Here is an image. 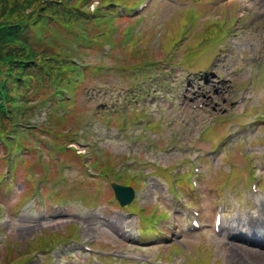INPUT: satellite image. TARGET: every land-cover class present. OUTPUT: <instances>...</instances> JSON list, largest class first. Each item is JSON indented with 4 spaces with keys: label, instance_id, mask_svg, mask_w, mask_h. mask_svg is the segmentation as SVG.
<instances>
[{
    "label": "rangeland",
    "instance_id": "rangeland-1",
    "mask_svg": "<svg viewBox=\"0 0 264 264\" xmlns=\"http://www.w3.org/2000/svg\"><path fill=\"white\" fill-rule=\"evenodd\" d=\"M178 1L179 0H153L152 3H154V6H159L154 7L155 10L152 11V25L155 23H160L161 30H164L165 32V28H168L167 23L170 22V20L168 21L166 18L168 10L170 9V5L173 3L178 4ZM207 4H212V1H207ZM243 8H245V15L243 18L244 23L247 25L246 31L243 35H241V37H238L237 35L232 37L231 45L234 53L219 66V74H232L231 71L237 70L240 71V78L243 77V79H246L248 76H250L253 77L254 80L256 79L260 81L262 84L264 82V0H236L228 7V10H233L236 12L242 10ZM119 11L120 10L117 9L116 13L120 14ZM255 11H260L263 13V15L259 18H256L253 22L250 21V16ZM172 19L173 24L170 25L171 30L175 28L176 15ZM213 22L222 28V22H218L217 20H213ZM144 23L145 22L141 20L139 26H142ZM185 23L186 22L182 19L180 29L183 28ZM230 23L231 20L225 22L226 26ZM122 24L123 26H126L127 22L123 21ZM186 29L182 30L184 31ZM129 34H131V32H129ZM199 34L200 35L198 37L192 39V50L183 54V60L190 61L192 66L205 65L207 63V49L212 45V38L206 39L205 36L201 34V31ZM147 36L150 41L157 40L156 31L154 29H151ZM190 38L191 37H185L183 40L187 42L186 39ZM167 43H169V41H167ZM183 43L184 42H182V45ZM215 62L216 59H214L213 62H211V64L206 68H212ZM259 65H262L260 70L258 69ZM206 68H204L198 74H202ZM180 71V73L184 76L188 73L186 70H184V72H182V70ZM122 79L123 76L120 73L105 76L104 82H97L95 86L102 88L106 87V85H118L121 84ZM218 79L219 78L217 75L212 76L211 81L207 83L205 87L211 88L213 83L218 82ZM178 80L181 81L180 75L178 76ZM217 89H224L226 92H222L221 95H216L208 100L210 107L213 106V103L214 106L218 105V107L215 108L216 110H213V113H208L207 115H200V117L205 118H203L202 124H198L196 127L189 125L185 128L182 127L177 129L178 131L176 132V138L170 134L171 131L168 128L161 130V136L158 138V140H155L159 142L161 147L149 146L147 141L149 138H151V134L149 133L144 135L145 139L143 143H139L137 141L134 148L128 147L129 140L125 135H123V137H119V134L122 133L119 131L118 127H107L102 125V123L96 125L95 135L100 139V141L97 143V146L98 148L109 151L112 154L115 165H119L123 158H125V160L128 159V154H131L133 159H136V157L139 156L140 159L144 160L142 164L143 166L141 167H146L147 173H150L148 174L150 176L148 177V183L144 184V187L140 190V192L137 193L138 199H136V201L140 206L155 202L159 208L166 206L167 210H169V218L166 217L160 221V229H163L165 233L157 234L158 240L161 243L159 246H147V244L144 243L147 241L148 243L151 242V236L153 233L148 234V236L145 237L146 240H142L139 246H134L131 243L138 237L135 232L137 217L135 215L129 216L126 211H122L114 207L109 202V182L104 177L99 178V173H95V182L93 181V185H90V181L92 179L87 180L83 175L75 178L76 182H82V185L78 186L76 184L73 187L66 189L63 195L67 196L69 200L68 198H65V208L60 206V203L52 204L46 200L42 201L38 196L31 194V184L29 187H27V189L32 199L24 206V208L14 215L4 212L3 216L0 218V241L3 243L4 240H8L12 243H19L17 245H21V243H25L27 239L33 238L37 233L42 232L46 228L59 229L68 225L69 223H75L79 229L78 237L80 238V242L84 243L88 237L94 236L97 238L98 247L108 251L110 254L132 255L133 257H157L158 259L161 257L166 258L168 254L169 240L175 239L173 240V246L181 249L180 256L186 257L187 264H194L200 262V260L202 261V259V262L205 260L203 264H264L263 249H257L244 245L229 235L223 236L221 242L218 245H213L214 241L209 236L211 212L215 206V199L220 197L215 194L211 195L210 193L213 190L216 191L219 188L220 184H217L222 179L220 172H218L216 176L215 170L228 169L226 165V158L231 150H224L221 153V156L216 158L213 167H211L208 162H206V164L203 166L204 171L202 177L200 178L201 195L198 198H193L189 193H187L188 200L199 204L202 207L204 213V223L206 224V230L193 237H188L186 234L181 236L180 233L184 230L181 212L178 211L179 220H171L173 214L172 211H176V204L172 200L173 195L170 192H166V183L160 180V178L154 173H152V171H156L155 168L150 167L149 165L147 166V164H157V167H165L172 164L176 158L182 159L184 156L188 157L191 154L196 153L195 150L187 148V142L194 140L200 135V138H204L201 133L203 132L202 129L208 126L207 122L209 118L206 116H215L223 119L226 117L225 114H228V112L233 109V107L229 106L228 104V98H238L239 91L235 88H230V84L225 86L219 85ZM226 95L229 96L227 97V102H223V97ZM263 97V89H254V102L252 104L254 105V110L259 113L263 112V110L260 108ZM157 105L158 104H155L156 108H158ZM164 115L172 120L177 118L176 113H171L169 111ZM181 115L182 114L180 112L179 118ZM248 119V117L243 119L242 123L245 124V121H248ZM219 122L220 121L217 122L216 120H212L208 128L205 130L207 141L215 142L218 140V138H220V135H223V125H221ZM232 124L237 123L229 122V126ZM188 128L192 129V132L188 131ZM252 128L254 127H249V129ZM181 129H186V134L184 137H182L183 133L181 132ZM258 135L263 136L264 131L260 130ZM170 137H172L173 140H176L175 144L178 146L176 148V152L167 155L165 154V148L162 147V145H166L167 142L169 143ZM182 140H184V142H182ZM139 145L145 148L142 154L137 153L136 148L138 149L137 146ZM255 149L256 150L252 151L259 155L261 153V151H259L260 148L255 147ZM185 150L186 152H184ZM182 152L184 153L182 154ZM141 167L140 165L137 166L139 169ZM235 172H238L237 169ZM0 174H2L1 169ZM73 175L74 172H71L69 176L72 177ZM203 176H206L207 179L203 178ZM249 176L250 175H248V177ZM206 181L208 184H206ZM241 184V182L238 183V189L241 187ZM235 185L236 182L232 184L231 187H235ZM47 188H49V185H47ZM21 190L22 183L21 180L18 179L16 182L11 184V190L9 191V194L0 191V193H2L0 194L2 195L0 196V199L3 210L13 205L12 202L17 199ZM152 191L156 192L155 200L154 196L152 195ZM89 192L91 194L100 192V199L94 203H91L92 205L82 203L81 200L78 199V196H82V199H84L85 195H90ZM73 197L75 198L73 199ZM259 201H262L264 204V197L261 196ZM93 206H95V210L91 211L90 207ZM45 208H47V211L46 214L43 215ZM261 210L264 211V205L261 207ZM238 219L241 220L239 224L236 223ZM231 220L235 222L232 227L233 233L244 234L247 231L248 224H245L243 221V213L240 210L239 205H236V209L233 213L232 209H230V211L226 214V222H231ZM178 223L179 226L173 230V233L171 234V231L174 227L173 225ZM2 243H0V245H2ZM97 245L95 244V247ZM73 246V243L70 245H63L60 250H55L52 255L56 257L57 255L62 254V262L64 264H68L70 259L74 260L76 264H84L88 260L87 258H85L84 261V259H82L79 254H74L73 257H69L64 254L66 249L69 250V248ZM21 247L22 246H20V248ZM45 258L46 257H44V259ZM51 262L53 263V260H51ZM29 264H41V262L40 259L37 258V261L34 260Z\"/></svg>",
    "mask_w": 264,
    "mask_h": 264
},
{
    "label": "trees",
    "instance_id": "trees-1",
    "mask_svg": "<svg viewBox=\"0 0 264 264\" xmlns=\"http://www.w3.org/2000/svg\"><path fill=\"white\" fill-rule=\"evenodd\" d=\"M87 1L0 0V143L13 110L21 104L20 98H25L26 103L28 99L37 102L62 93L60 83L73 74L68 44L79 37L75 36L78 35L75 27ZM43 22H46L45 31H41L43 39L37 41L34 31ZM57 65L60 76L55 79ZM84 78L83 73L81 82L69 89L71 101L64 102L65 109L70 108L75 117L76 113L81 116L86 111H81L75 100V92ZM49 121L50 140H65L67 137L53 111Z\"/></svg>",
    "mask_w": 264,
    "mask_h": 264
}]
</instances>
